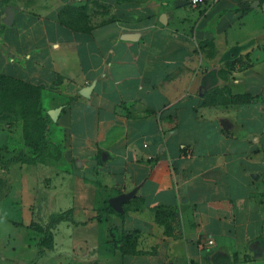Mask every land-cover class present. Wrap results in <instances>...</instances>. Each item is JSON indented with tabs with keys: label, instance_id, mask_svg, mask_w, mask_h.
<instances>
[{
	"label": "crops",
	"instance_id": "1",
	"mask_svg": "<svg viewBox=\"0 0 264 264\" xmlns=\"http://www.w3.org/2000/svg\"><path fill=\"white\" fill-rule=\"evenodd\" d=\"M262 41L261 0H0V71L61 151L34 198H72L109 264H264Z\"/></svg>",
	"mask_w": 264,
	"mask_h": 264
},
{
	"label": "rangeland",
	"instance_id": "2",
	"mask_svg": "<svg viewBox=\"0 0 264 264\" xmlns=\"http://www.w3.org/2000/svg\"><path fill=\"white\" fill-rule=\"evenodd\" d=\"M3 66L7 72V64ZM31 97L0 90V264H109L100 256L104 243L97 242L93 249H85L83 244V239L89 235L98 237V229L79 224L73 228L69 222L58 225L54 249L42 256L39 254L41 234L29 225L31 222L46 224L52 214L68 209L73 203H69L72 198L68 201L65 195L35 199L33 195L40 189L36 184L35 164L18 160L20 153L31 156L38 153L27 139L30 134L36 137L38 132L34 130L40 125L37 106ZM29 193L31 195H27ZM86 214L79 211L77 218ZM75 240L80 241V246L74 254ZM107 250L113 252L110 244Z\"/></svg>",
	"mask_w": 264,
	"mask_h": 264
},
{
	"label": "trees",
	"instance_id": "3",
	"mask_svg": "<svg viewBox=\"0 0 264 264\" xmlns=\"http://www.w3.org/2000/svg\"><path fill=\"white\" fill-rule=\"evenodd\" d=\"M0 90L2 92H7V94H22L24 97L32 96L31 98L34 100L37 106L36 115L38 114L37 120L40 122V125H38V130L35 127L34 132L38 133H36V137L30 134L29 138L27 136V139L30 140L28 144L35 147L38 150V153L34 156L26 153H20L18 155V160L29 164H36L38 162L44 161L46 157L58 158L61 153L60 148L48 138L49 118L45 115L41 104V86L13 77L0 71ZM112 212H114V209L109 204L106 207L100 209L95 218L101 220L104 215ZM64 221L80 224V222L76 221L74 217V209L69 208L67 210L52 214L46 224L31 222L29 225L30 228H33L41 234L38 242L39 254L41 256L46 254L47 251L54 249V231L57 226Z\"/></svg>",
	"mask_w": 264,
	"mask_h": 264
},
{
	"label": "water",
	"instance_id": "4",
	"mask_svg": "<svg viewBox=\"0 0 264 264\" xmlns=\"http://www.w3.org/2000/svg\"><path fill=\"white\" fill-rule=\"evenodd\" d=\"M13 17H14V10L13 9H10L9 10V12H8V15L6 16V18H5V23L6 24H12V22H13ZM89 89L90 88H85L83 91H82V93L84 94V95H86L87 93V91H89ZM60 110H61V108H56V109H53V110H51V111H49V114H50V116H51V118L53 119V120H56L57 119V115L59 114V112H60ZM120 200H121V198H116V199H114L113 201H112V205L115 207V208H117L118 207V204H119V202H120Z\"/></svg>",
	"mask_w": 264,
	"mask_h": 264
},
{
	"label": "built area",
	"instance_id": "5",
	"mask_svg": "<svg viewBox=\"0 0 264 264\" xmlns=\"http://www.w3.org/2000/svg\"><path fill=\"white\" fill-rule=\"evenodd\" d=\"M192 8L204 7L209 9L216 5L220 0H186Z\"/></svg>",
	"mask_w": 264,
	"mask_h": 264
}]
</instances>
